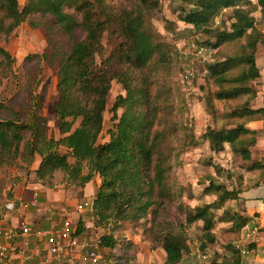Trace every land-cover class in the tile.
Masks as SVG:
<instances>
[{
    "label": "trees",
    "instance_id": "16d2710c",
    "mask_svg": "<svg viewBox=\"0 0 264 264\" xmlns=\"http://www.w3.org/2000/svg\"><path fill=\"white\" fill-rule=\"evenodd\" d=\"M180 1L178 19L204 35L199 41L204 51H214L213 61L203 68L215 87L205 96L214 125L206 127L198 136L186 131L183 141L189 146L207 142L215 153L229 146L234 154L250 162L247 180L253 184L242 187L243 180L239 179L238 184L229 189L213 176H207L209 181L202 193L215 195V199L196 206L179 203L180 216L173 221H161L157 239L165 254L163 264H181L184 253L189 251L186 232L192 224H201L197 241L200 254H204L208 244L216 240L214 230L218 223H223L224 231L237 239L235 243L227 242L224 246L227 253L215 254L209 264H242L243 255L236 240L239 241L250 217L225 207V203L237 201L240 193L264 182V163L251 161V148L258 140L259 131L250 126L254 121L264 120V105L254 106L258 94L254 81L260 77L256 56L259 46L264 47V23L256 22L253 16L258 7L264 14V0ZM157 9L158 0H139L136 9L119 11L108 0H26L21 9L18 0H0V32L5 36L33 12L51 14L71 39L75 30L84 32L59 61L55 116L64 136L46 141L35 136L24 148L25 152L40 156L35 170L39 181L52 177L57 170L64 172L62 183L65 186L83 188L86 183L97 181L92 197L93 212L88 215L100 223L147 218L156 203V186L162 185L159 197L170 195L162 184L166 172L164 162L168 157L160 146L161 132L152 134L157 108L151 104L149 92V67L158 72V65L164 66L170 53V44L157 39V33L146 19L145 14ZM226 10H230L229 16L221 20L220 26H214L215 20ZM107 32H113L118 40L112 42L113 48L105 56L103 37ZM1 51L8 56L6 51ZM114 79L125 92L116 96L109 109L113 124L106 131L108 139L99 142L107 95ZM215 101L227 103L221 113L216 110ZM78 118L80 121L73 128ZM18 129L13 121H0L3 156L22 152ZM176 133L171 129V137ZM153 161L155 173L151 177ZM212 166L219 174L225 171L216 164ZM226 174L228 179L234 177L232 173ZM84 229V220L78 219L73 235L79 237ZM259 231L264 244V225ZM115 243L112 234L100 237L102 247H113ZM249 248H254V243H250Z\"/></svg>",
    "mask_w": 264,
    "mask_h": 264
},
{
    "label": "rangeland",
    "instance_id": "374dc122",
    "mask_svg": "<svg viewBox=\"0 0 264 264\" xmlns=\"http://www.w3.org/2000/svg\"><path fill=\"white\" fill-rule=\"evenodd\" d=\"M138 1L108 0L118 11L122 8L136 9ZM158 1L159 9L145 15L157 33V39L170 44V53L169 61L164 63V66L158 65V72H154L152 66L149 67L148 71L151 74L149 92L151 104L157 108L152 134L161 132L160 146L168 157L164 162L166 172L162 184L170 195L159 197L158 192L162 185L156 186V189L158 188L154 197L156 203L148 217L139 221L100 223L92 219L88 213H76L75 223L78 219L85 222V229L79 239H85L89 246L97 251L101 257L99 264H163L165 254L160 240L157 239L158 224L163 220H176L181 214L177 209L179 203L190 206L211 203L215 195L202 193L203 186L209 181L207 176H213L229 189L235 187L239 179L243 180L240 183L242 187L253 184L247 180L250 175L247 169L250 162L234 154L229 146L226 145L224 151L215 153L209 149L207 142L189 146L183 141L186 131L198 136L206 127L214 125L213 115L206 105L205 96L215 87L203 68L205 64L213 61L214 51L210 49L204 51L199 43L204 35L197 33L190 24L178 19L177 14L182 7L180 0ZM25 2L26 0H18L20 9ZM229 14L230 10L224 11L213 25L220 26L221 20L227 18ZM253 16L256 22L264 23V14L259 7ZM83 35L84 32L77 29L71 39L60 29L51 14L41 12L26 15L7 36L0 32V121H13L19 126L21 136L19 150L23 152L15 155L9 153L5 156L0 152V203L6 198L15 197V192L23 186L24 191L37 189L41 201L45 198L43 194L47 192L60 194L62 197L71 195L70 198H73L76 205L87 206L85 203L91 200V196L83 199L81 187L65 186L62 183L65 178L62 170H57L52 177L39 181L35 170L39 165L40 156L36 153L31 155L29 151L25 152L24 148L35 136L40 137L42 141L64 136L58 128L55 116V103L59 95L56 88L59 61L72 43ZM117 40L118 37L113 32L104 34L105 56L113 48L112 42ZM1 49L6 51L8 56L4 55ZM262 55L264 47L259 46L257 56L260 62ZM187 72L191 73L185 77ZM124 92L121 84L115 79L112 80L103 115V133L99 142L108 139L106 131L113 124L112 112L109 109L116 96ZM226 106L225 102L215 101L219 113ZM121 111L122 109L118 114ZM79 121L78 118L73 128ZM250 126L259 131L258 140L251 148V161L264 163V120L254 121ZM171 129L177 132L174 137H171ZM154 164L155 161L150 166L151 177L155 173ZM212 164L224 168L225 171L222 174L215 172ZM227 172L232 173L234 177L228 179ZM71 190L72 194L69 193ZM27 195L29 198L33 193L28 192ZM247 196L249 194H245L244 199H248ZM57 203L60 204L59 201ZM244 204V201L238 203L228 201L225 207L234 210L237 206L244 207ZM61 205L71 213L74 210V205L66 203ZM29 211L35 210L31 208ZM180 218L183 220L182 215ZM29 224L31 225L30 222ZM224 226L226 225L218 223L214 230L215 242L208 244L205 253L200 254L197 239L201 234V224L200 222L192 224L186 232L189 251L184 253L181 264H209L215 254L225 255L227 251L224 246L230 241L235 243L237 237L224 231ZM104 234H112L116 239L113 247L100 246V237ZM236 245L241 248L243 244L236 240Z\"/></svg>",
    "mask_w": 264,
    "mask_h": 264
},
{
    "label": "built area",
    "instance_id": "2783aa9c",
    "mask_svg": "<svg viewBox=\"0 0 264 264\" xmlns=\"http://www.w3.org/2000/svg\"><path fill=\"white\" fill-rule=\"evenodd\" d=\"M190 73L187 72L185 77ZM38 204L39 193L34 191L32 198L23 206L36 207ZM85 205L87 206L76 205L74 211L79 214H91L93 202H87ZM3 209V220L0 219V264H99L100 256L97 251L91 248L85 239L80 240L78 236L73 235L76 224L68 210L45 207L47 227L30 225L22 220L10 228L4 225V220L11 218L16 212L17 200L7 198ZM258 231V226L246 227L245 238L257 234ZM240 253L247 255L249 249L242 247Z\"/></svg>",
    "mask_w": 264,
    "mask_h": 264
},
{
    "label": "crops",
    "instance_id": "0c3cea01",
    "mask_svg": "<svg viewBox=\"0 0 264 264\" xmlns=\"http://www.w3.org/2000/svg\"><path fill=\"white\" fill-rule=\"evenodd\" d=\"M256 61H257V65L260 68V77L256 81H254V84L256 88L258 89V94H257V97L255 98L254 106L261 107L264 105V55H262L261 62L259 61L258 56H256ZM96 180H98V177L96 178ZM96 183L97 181L95 182L90 181L86 183L83 188H81L82 189L81 195L83 199H86L87 196H91L90 201H92V197L96 189ZM89 186L91 188H89ZM23 187L22 189H18L15 192V195H16L15 197L14 196L12 197L17 200V210L16 212L12 214L11 218L4 220V225L6 227L13 228L15 224H18L22 220L30 222L32 225H35V226H45V224H47L45 220V211H44L45 207L52 206L54 209L64 210L66 208L65 206L63 207L61 205L62 203L64 204L66 203L68 205L71 204V205H74V207L76 206L73 198H70L71 195L62 197L60 194H53V193L47 192L43 194V197L45 196V198L43 199L41 198L42 201L39 199L40 202L38 206L25 207L23 206V204L26 202L28 203V201L32 197V196L31 197L29 196V198H27L28 197L27 193L28 192L33 193L34 191H37V189L31 188V190L24 191ZM69 193L72 194V190L69 191ZM245 194H249V196H247L248 199H244ZM57 201H59L60 204H58ZM90 201H87V202H90ZM241 201L245 202L244 207L241 206L240 208L237 206L235 207L234 210H237L241 212L242 214L250 217V221L242 229L240 239H239V241L242 242L243 244L241 248L247 247L249 249V253L247 255H243L242 257L243 258L242 264H264V244H263L262 232L258 231L257 234H253V235H250L249 238H245V228L246 227L258 226V230H259L260 226L264 225V182H262L258 186H252L250 187V189L240 193L239 199L235 202L238 203ZM3 204L4 202L2 201V203H0V219L1 220H3L2 215L4 213ZM31 208H33V210L35 211L34 212L29 211ZM69 214H70L71 219H73V221L76 222L77 220H74L76 212L74 210L72 211V213L71 211H69ZM250 243H254V248L252 249L249 248Z\"/></svg>",
    "mask_w": 264,
    "mask_h": 264
}]
</instances>
